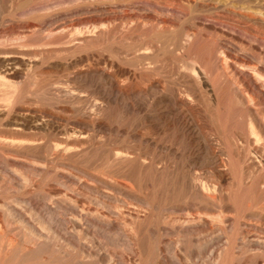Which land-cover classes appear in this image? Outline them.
Wrapping results in <instances>:
<instances>
[{
  "label": "rangeland",
  "instance_id": "obj_1",
  "mask_svg": "<svg viewBox=\"0 0 264 264\" xmlns=\"http://www.w3.org/2000/svg\"><path fill=\"white\" fill-rule=\"evenodd\" d=\"M44 1L4 14L76 28L0 93L48 124L0 128L35 146L0 153L7 228L37 251L9 264H264V26L233 14L264 0Z\"/></svg>",
  "mask_w": 264,
  "mask_h": 264
},
{
  "label": "bare ground",
  "instance_id": "obj_2",
  "mask_svg": "<svg viewBox=\"0 0 264 264\" xmlns=\"http://www.w3.org/2000/svg\"><path fill=\"white\" fill-rule=\"evenodd\" d=\"M37 1H44V0H0V93L1 92H3V94L6 96V94H9V92H13L14 93V91H12L13 89L15 90V88H16V85L17 84H19V83H17V78H18V76L19 75H21L22 76V73H23V71H24V69L25 68H27V67H34L35 65L37 66V63H38V60H37V58H36V56L38 57V55H39V53H40V51H42L44 48H52L53 46H55L56 45V47H57V44L60 42V41H62L63 40V38L65 37V36H67L68 35V37H69V34H70V37H71V34L72 33H74V31L76 30V28H75V26H74V22H71V21H69V22H67V23H63V24H57V25H52L51 24V26L52 27H50V28H46L44 25H46L45 23H44V20H46L44 17H41V18H36V19H34L33 21H29V20H27V21H25V20H23V21H21V20H15V19H17V18H11L10 20H9V23H7V24H5L4 22H8V20H6L5 19V21H4V14L5 15H11V16H14L15 17V15L17 14V13H20V11H24V9L26 10L31 4L32 5H34L33 3H35V2H37ZM106 1V0H105ZM159 1V0H158ZM157 1V2H158ZM169 1H171L172 3H178V5L180 6V5H184V4H186L187 6L188 5H190V4H196L197 2H200V1H198V0H169ZM202 1V0H201ZM224 1H226V0H224ZM227 1H229V0H227ZM45 2V1H44ZM107 2V1H106ZM119 2V1H118ZM163 2V1H162ZM231 2V1H230ZM257 2V1H256ZM160 3V2H159ZM208 3V2H207ZM212 3V2H211ZM220 3V2H219ZM223 3V2H222ZM226 2H224V4H225ZM231 3H233V2H231ZM41 4V3H40ZM111 4V3H110ZM203 4V3H202ZM88 5V4H87ZM198 5V4H197ZM213 5V4H212ZM226 5V4H225ZM228 5H229V3H228ZM240 5V4H239ZM99 6V5H98ZM107 6V5H106ZM111 6V5H110ZM109 6V7H110ZM173 6V5H172ZM193 6V5H192ZM210 6V5H209ZM223 6V5H222ZM221 6V7H222ZM245 6V5H244ZM32 7H34V6H32ZM38 7V6H37ZM113 7V6H112ZM115 7V6H114ZM117 7H119L118 5H117ZM116 7V8H117ZM128 7V6H127ZM189 7V6H188ZM228 7V6H227ZM63 8V7H62ZM72 8V7H71ZM85 8V7H84ZM96 8V7H95ZM244 8V7H243ZM242 8V9H243ZM31 9V8H30ZM214 9V8H213ZM229 9V8H228ZM230 9H232L231 7H230ZM253 9V8H252ZM102 10V9H101ZM104 10V9H103ZM111 10V9H110ZM233 10H235L234 8H233ZM22 11V12H23ZM81 11H83V10H81ZM98 10L96 9V12H97ZM100 11V10H99ZM125 11V10H124ZM127 12H126V16L127 15H129L130 17H131V15H132V12H133V10H132V8H131V6H130V8H127V10H126ZM249 11V10H248ZM254 11V10H253ZM263 11V10H262ZM52 12V11H51ZM62 12V11H61ZM89 12V10H87V13ZM110 12V11H109ZM112 12H114L113 10H112ZM119 12V11H118ZM117 12V13H118ZM229 12H232V11H229ZM246 11H233V14L235 13L236 15L238 14L240 17H243V18H246V19H248L249 21H251V22H253L254 24H263V26H264V17H262V16H260L256 11H254V12H247V13H245ZM256 12V13H255ZM258 12H260L259 10H258ZM134 13V12H133ZM112 14V13H111ZM8 15H7V17H8ZM85 15V14H84ZM101 15V14H100ZM116 15V14H115ZM123 15H125V14H123ZM159 16V15H158ZM3 17V18H2ZM123 17V16H122ZM147 17V16H146ZM10 18V17H9ZM9 18H7V19H9ZM31 19V18H30ZM48 20H50V19H48ZM121 20V19H120ZM138 20V19H137ZM244 20V19H243ZM55 21V20H54ZM134 21V20H133ZM52 22V21H51ZM140 22V21H139ZM250 24H252V23H250ZM104 25V24H103ZM241 26V25H240ZM244 26V25H243ZM102 27V26H101ZM245 27V26H244ZM250 27H252V26H250ZM260 27V26H259ZM254 28V27H253ZM80 30V29H79ZM176 30V29H175ZM253 30V29H252ZM82 32V31H81ZM178 33V32H177ZM181 33V32H180ZM195 33V32H194ZM259 33V32H258ZM78 34H81V33H78ZM175 34V33H174ZM182 34V33H181ZM73 35V34H72ZM77 35V34H76ZM176 35V34H175ZM179 35V34H178ZM191 36H192V33L190 34ZM189 35V36H190ZM254 35V34H253ZM196 36V35H195ZM172 37H173V35H172ZM180 37H183V35L182 36H180L179 35V38ZM198 37V36H197ZM257 37V36H256ZM175 38H177L176 36H175ZM190 38V37H189ZM174 40H176V39H174ZM174 40H172V41H174ZM180 40H181V38H180ZM62 42H64V41H62ZM61 42V43H62ZM82 42V41H81ZM70 43V42H69ZM63 44V43H62ZM164 44V43H163ZM178 44V43H177ZM60 45V44H59ZM62 46V45H61ZM167 46V45H166ZM173 46V45H172ZM58 48V47H57ZM84 48V47H83ZM251 51V50H250ZM51 52V51H50ZM53 52V51H52ZM76 52V51H75ZM139 52V51H138ZM171 52V51H170ZM48 53H49V51H48ZM34 54V55H33ZM38 54V55H37ZM43 53H41V55H42ZM46 55H47V53H45ZM49 55V54H48ZM33 56L36 58H33ZM251 57V56H250ZM41 58V57H40ZM211 61V60H210ZM39 62H41V61H39ZM41 65V64H40ZM39 65V66H40ZM253 68V67H252ZM22 78V77H21ZM20 78H18V80H19ZM27 82V81H26ZM21 84V83H20ZM25 84V83H24ZM23 84V85H24ZM22 85V84H21ZM25 87V86H24ZM19 88V87H18ZM21 89V88H20ZM23 89V88H22ZM21 91V90H20ZM23 91V90H22ZM26 91V90H25ZM24 91V92H25ZM19 92V91H18ZM17 91H16V93H18ZM12 95V94H11ZM18 95V94H17ZM14 96V95H13ZM16 96V95H15ZM19 96H21L20 94H19ZM18 96V97H19ZM2 97H3V95H2ZM11 97V96H10ZM14 98V97H13ZM16 98V97H15ZM20 98V97H19ZM10 99V98H9ZM20 100V99H19ZM11 101V100H10ZM14 102V101H13ZM11 103H12V101H11ZM75 104V103H74ZM188 105V104H187ZM16 107L15 106H13V105H11V104H7V105H0V128H8V129H12V130H14V131H23V132H25L26 130H31L32 128H34V129H43L44 127H45V125L47 124L46 122V124L45 123H43V121L41 122V120H38V119H36L35 121H32V120H34V119H32L31 121H29L27 118H25V114H27V113H25V114H21V111H19V112H17L16 110ZM19 110V109H18ZM30 112V111H29ZM30 114V113H29ZM31 116H33V115H31ZM34 117V116H33ZM36 117H37V115H36ZM32 118V117H31ZM39 118V117H38ZM40 119V118H39ZM49 120V119H48ZM48 125V124H47ZM52 126V125H51ZM48 129V128H47ZM26 132H28V131H26ZM43 132V131H42ZM75 133V132H74ZM73 133V134H74ZM78 135V134H77ZM77 135H75V136H77ZM79 135L80 136H82L83 135V133L82 132H80L79 133ZM10 136V135H9ZM8 136V137H9ZM220 136V135H219ZM5 136H3V137H1L0 136V153H1V151L6 147L7 148V146H10V145H12L13 146V148L16 146L17 147V145H23L22 147H24L25 145H26V147H27V145L29 146H31L32 147V145H34V142H28V141H23L24 139H21V138H19V140L16 138V139H10V137H9V139L6 137V138H4ZM15 137V136H14ZM21 139V140H20ZM80 139V138H79ZM27 140V139H26ZM31 141H33V140H31ZM68 142V141H67ZM246 142V141H245ZM35 143H37L36 142V140H35ZM15 144H17V145H15ZM58 144V143H57ZM218 144V143H217ZM15 145V146H14ZM20 147V146H19ZM33 147H35V146H33ZM32 147V148H33ZM68 147V146H67ZM9 148V147H8ZM12 148V147H11ZM25 148V147H24ZM23 148V149H24ZM64 148V147H63ZM15 149V148H14ZM30 149V148H29ZM68 149V148H67ZM66 149V150H67ZM234 149V148H233ZM62 150H64V149H62ZM9 151V150H8ZM7 151V152H8ZM126 151V150H125ZM3 152V151H2ZM5 152V151H4ZM44 152V151H43ZM59 151H57V153H58ZM64 152V151H63ZM67 152V151H66ZM57 153H56V155H57ZM117 153V152H116ZM55 154V153H54ZM2 155V154H1ZM79 155V154H78ZM117 155H120L119 153L117 154ZM28 156V155H27ZM51 156V155H50ZM59 156V155H58ZM57 156V157H58ZM70 156V155H69ZM74 156V155H73ZM56 157V156H55ZM57 157H56V159H57ZM118 157V156H117ZM120 157V156H119ZM118 157V158H119ZM50 158V157H49ZM11 159V158H10ZM67 159V158H66ZM58 160V159H57ZM28 161V160H27ZM35 162V161H34ZM57 162V161H56ZM55 163V162H54ZM25 164V163H24ZM33 164V163H32ZM46 165V164H45ZM60 165V164H59ZM36 166V165H35ZM39 166V165H38ZM19 168V167H18ZM37 168V167H36ZM35 169V168H34ZM17 170V169H16ZM37 170V169H36ZM45 170V169H44ZM58 172V171H57ZM66 172H67V170H66ZM60 173V172H59ZM52 174H54V173H52ZM67 174H70V173H67ZM56 175V174H55ZM65 175V174H64ZM30 176V175H29ZM73 176V175H72ZM95 176V175H94ZM27 177V176H26ZM24 177L23 176V179H24V181L26 182V180H29V178L30 177ZM4 179V178H3ZM80 179V178H79ZM22 181V180H21ZM71 181V180H70ZM25 182H24V184H25ZM29 182V181H28ZM23 184V183H22ZM26 185V184H25ZM33 185V184H32ZM40 185V184H39ZM135 185V184H134ZM23 186V185H22ZM28 186V185H27ZM26 187V186H25ZM31 187V186H30ZM38 187V186H37ZM23 189H25V188H23ZM70 190V189H69ZM31 191V190H30ZM44 191V190H43ZM47 191V190H46ZM55 191V190H54ZM67 191V190H66ZM57 192V191H56ZM59 192V191H58ZM76 192V191H75ZM40 193V192H39ZM54 193V192H53ZM80 193V192H79ZM180 193V192H179ZM0 194H2V193H0ZM38 194V193H37ZM61 194V193H60ZM62 194H63V192H62ZM188 194V193H187ZM51 195V194H50ZM85 195V194H84ZM83 195V196H84ZM48 196V195H47ZM32 197V196H31ZM68 197V196H67ZM67 197H66V201H67ZM62 198V197H61ZM70 198V199H69ZM68 199L69 200H71L70 202H72L73 200L71 199V197H69ZM32 199V198H31ZM62 199H64V198H62ZM3 200V199H2ZM50 200V199H49ZM68 200V201H69ZM30 201H32V200H30ZM34 201V200H33ZM32 201V202H33ZM53 202V201H52ZM64 202V201H63ZM77 202V201H76ZM256 202V201H255ZM259 202V201H258ZM6 203H7V201H6ZM33 203H35L36 204V202H33ZM78 203V202H77ZM82 203V202H81ZM11 204V203H10ZM32 204V203H31ZM34 204V206H36ZM72 204H73V202H72ZM76 204V203H75ZM74 204V205H75ZM13 205V204H12ZM11 205V206H12ZM38 205V204H37ZM70 205V204H69ZM77 205L78 204H76V208L75 209H77ZM83 205H84V203H83ZM9 206V205H8ZM15 206V205H14ZM6 206H5V203L3 204V202L2 201H0V264H9V263H11V262H14V260H17L18 258H20V257H18V258H16L17 256H16V254H18L19 256H21L23 253H31V251L30 252H28L29 250H30V248L29 247H31V246H25L23 243H21L23 240H21L20 241V233L18 234L17 232H15V234H12L13 232H12V230H14V229H12V228H10L11 226V224H9L10 222L8 221V220H6V213H7V211H6V208H5ZM81 207V206H80ZM84 207V206H83ZM82 207V209L81 208H79V209H81L80 210V212H79V216H84L83 218H86L85 217V215L87 216L88 214H90L91 213V211L89 210V208H83ZM19 208V207H18ZM42 209V208H41ZM79 209H77V211H79ZM9 210V209H8ZM11 210H13L12 208H11ZM28 210H30V209H28ZM46 210V209H45ZM37 211V210H36ZM36 211H35V213H36ZM76 211V210H75ZM14 213V212H13ZM23 213V212H22ZM39 213H41V212H39ZM137 213V212H136ZM8 214H9V212H8ZM11 214H12V212H11ZM10 214V215H11ZM31 214V213H30ZM34 214V213H33ZM77 214H78V212H77ZM134 214V213H133ZM18 215H19V213H18ZM23 215V214H22ZM21 215V216H22ZM75 215V214H74ZM93 215V214H92ZM91 215V216H92ZM97 215V214H96ZM123 215V214H122ZM227 215V214H226ZM14 216H16V215H14ZM32 216V215H31ZM76 216V215H75ZM78 216V215H77ZM127 216V215H126ZM125 216V217H126ZM129 216V215H128ZM131 216V215H130ZM23 217H25V216H23ZM88 217V216H87ZM95 217V216H94ZM181 217V216H180ZM185 217H187V216H185ZM9 218V217H8ZM80 218H82V217H80ZM97 218V216L95 217V219ZM121 218V217H120ZM124 218V217H123ZM201 218V217H200ZM24 219V218H23ZM46 219V218H45ZM77 219V218H76ZM79 219V218H78ZM99 219V218H98ZM217 219V218H216ZM215 219V220H216ZM234 219V218H233ZM20 220V219H19ZM30 220V219H29ZM43 220V219H42ZM86 220V219H85ZM94 220V219H93ZM103 220H104V218H103ZM120 220V219H119ZM135 220V219H134ZM178 220V219H177ZM182 220H183V217H182ZM185 220V222H183V223H188V221L190 222V219H184ZM183 220V221H184ZM201 220V219H200ZM199 220V221H200ZM9 223H8V222ZM18 221V220H17ZM24 221V220H23ZM33 221V220H32ZM125 221V220H124ZM179 221V220H178ZM191 221H192V219H191ZM198 221V220H197ZM197 221H196V223H197ZM202 221V220H201ZM206 221V220H205ZM220 221V220H219ZM22 221H20V223H21ZM136 222V221H135ZM164 222V221H163ZM193 222V221H192ZM191 222V223H192ZM213 222V221H212ZM9 224V228H10V230L11 231H9L8 230V224ZM15 223V222H14ZM29 223V222H28ZM38 223V222H37ZM36 223V224H37ZM48 223V222H47ZM99 223V222H98ZM131 223V222H130ZM182 223V224H183ZM186 223V224H187ZM204 223V222H203ZM75 224V223H74ZM190 224V223H189ZM193 224H194V222H193ZM192 224V225H193ZM208 224V223H207ZM215 224V223H214ZM217 224V223H216ZM215 224V225H216ZM223 224V223H222ZM26 224H24L23 226H25ZM39 225V224H38ZM46 225V224H45ZM133 225V224H132ZM22 226V225H21ZM31 225H29V227H30ZM33 226H35V225H33ZM40 226V225H39ZM80 226V225H79ZM184 226V225H183ZM196 226V225H195ZM17 227V226H16ZM36 227V226H35ZM34 227V228H35ZM77 227V226H76ZM170 227V226H169ZM185 227V226H184ZM188 227V226H187ZM31 228H33V227H31ZM19 229H21V228H19ZM36 229V228H35ZM38 229V228H37ZM41 229H43V227L41 228ZM45 229V228H44ZM54 229V228H53ZM22 230V229H21ZM9 231V232H8ZM33 231H35V230H33ZM41 231V230H40ZM46 231V230H45ZM49 232H50V230H48ZM47 231V232H48ZM55 231V230H54ZM135 231V230H134ZM229 232V231H228ZM11 233V234H10ZM25 233V232H24ZM36 233H38V232H36ZM42 233V232H41ZM61 233V232H60ZM176 233V232H175ZM202 233V232H201ZM27 234V233H26ZM34 234H35V232H34ZM33 234V235H34ZM49 234V233H48ZM47 234V235H48ZM51 234V233H50ZM29 236H30V233L28 234ZM36 235V234H35ZM38 235V234H37ZM55 235V234H54ZM27 236V235H26ZM25 236V237H26ZM29 236H27V238H29ZM53 236V235H52ZM130 236V235H129ZM138 236V235H137ZM198 236V235H197ZM47 237V236H46ZM34 238H36V236L34 237ZM39 239H40V237H38ZM229 238V237H228ZM30 239V238H29ZM39 239H37V240H39ZM53 238H51V240H52ZM63 239V238H62ZM83 239H84V237H83ZM86 239V238H85ZM25 240H27V239H24V241ZM36 240V239H35ZM42 240V239H41ZM44 240V239H43ZM42 240V241H43ZM47 240H48V238H47ZM55 240V239H54ZM30 241V240H29ZM29 241L27 242V243H29ZM45 241V240H44ZM59 241V240H58ZM32 242H33V240H32ZM31 242V243H32ZM48 242H50V241H48ZM53 242H55V241H53ZM81 242H82V240H81ZM27 243H26V245H27ZM208 243V242H207ZM69 244V243H68ZM32 245V244H31ZM37 245V244H36ZM36 245H33V247L34 246H36ZM42 245V244H41ZM53 245V244H52ZM60 245V244H59ZM189 245V244H188ZM65 246V245H64ZM63 246V247H64ZM77 246V245H76ZM185 246V245H184ZM58 247V246H57ZM62 247V246H61ZM152 247V246H151ZM74 248V247H73ZM33 249V248H32ZM38 249V248H37ZM57 249V248H56ZM65 249V248H64ZM71 249V248H70ZM81 249V248H80ZM86 249V248H85ZM39 250V249H38ZM60 250V249H59ZM73 250H75V249H73ZM159 250V249H158ZM167 250V249H166ZM219 250V249H218ZM226 250V249H225ZM69 251V250H68ZM76 251V250H75ZM148 251H150V250H148ZM232 251V250H231ZM35 252V251H34ZM34 252H32V253H34ZM37 252V251H36ZM35 252V253H36ZM60 252V251H59ZM62 252V251H61ZM81 252V251H80ZM226 252V251H225ZM32 253H31V255H32ZM58 253V252H57ZM28 254V255H29ZM38 254V253H37ZM62 254H63V252H62ZM71 254V253H70ZM78 254V253H77ZM162 254H163V252H162ZM24 255H27V254H23V256ZM28 255H27V257H28ZM56 255V254H55ZM111 255V254H110ZM165 255V254H164ZM22 256V257H23ZM46 256V255H45ZM53 256V255H52ZM63 256V255H62ZM64 256H65V254H64ZM63 256V257H64ZM79 257V256H78ZM16 258V259H15ZM29 258V257H28ZM35 258V257H34ZM43 258H44V256H43ZM83 258V257H82ZM20 259H23V258H20ZM30 259V258H29ZM28 259V260H29ZM113 259V258H112ZM129 259V258H128ZM33 260H35V259H33ZM49 260V259H48ZM53 260V259H52ZM74 260H76V259H74ZM86 260V259H85ZM126 260V259H125ZM143 260V259H142ZM17 261H19V260H17ZM40 261V263L42 262V261H45V259H40L39 260ZM39 261H37V262H39ZM96 261V260H95ZM103 261V260H102ZM110 261V260H109ZM112 261V260H111ZM133 261V260H132ZM140 261V260H139ZM31 262H33V261H31ZM46 262H47V260H46ZM46 262H43V263H41V264H46ZM50 262V261H49ZM48 262V263H49ZM88 262V261H87ZM144 262V261H143ZM24 263H26V262H24ZM36 263V262H35ZM39 263V264H40ZM52 263V262H51ZM109 263V262H108ZM131 263V262H130ZM160 263V262H159ZM233 263V262H232ZM22 264V263H21ZM31 264V263H30ZM38 264V263H37ZM65 264V263H64ZM99 264V263H98ZM224 264V263H223Z\"/></svg>",
  "mask_w": 264,
  "mask_h": 264
}]
</instances>
